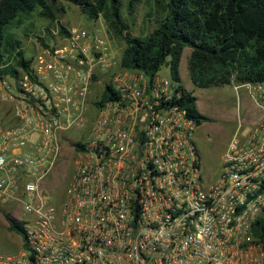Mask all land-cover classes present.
I'll return each mask as SVG.
<instances>
[{
	"label": "built area",
	"instance_id": "1",
	"mask_svg": "<svg viewBox=\"0 0 264 264\" xmlns=\"http://www.w3.org/2000/svg\"><path fill=\"white\" fill-rule=\"evenodd\" d=\"M66 31L0 79V205L23 236L0 264H264V82L233 86L258 121L206 182L176 85L122 69L98 28ZM63 146L73 173L53 204Z\"/></svg>",
	"mask_w": 264,
	"mask_h": 264
},
{
	"label": "trees",
	"instance_id": "2",
	"mask_svg": "<svg viewBox=\"0 0 264 264\" xmlns=\"http://www.w3.org/2000/svg\"><path fill=\"white\" fill-rule=\"evenodd\" d=\"M63 1L77 7L88 20L100 17L107 33L121 36L123 48L118 59L122 69L139 71L151 79L167 60L169 79L179 94L171 102L182 108L195 126L208 119L198 113L195 98L180 84L178 65L185 48L189 49L185 69L193 88L264 82V0H155L163 5V16L142 38L126 32L118 0ZM135 1L128 0V8ZM32 15L54 21L46 0H0V79L16 78L18 69L28 70L31 58L23 57L20 42L9 30ZM58 32L67 34L61 26ZM38 40L41 47H47ZM111 98L107 85L100 102ZM2 218L7 230L23 241L21 224L7 213H2Z\"/></svg>",
	"mask_w": 264,
	"mask_h": 264
},
{
	"label": "rangeland",
	"instance_id": "3",
	"mask_svg": "<svg viewBox=\"0 0 264 264\" xmlns=\"http://www.w3.org/2000/svg\"><path fill=\"white\" fill-rule=\"evenodd\" d=\"M54 21H49L37 15L30 16L19 26L10 28V33L20 42V50L24 58H32L38 51L41 39L46 44H52V39L59 34V26L66 30L73 28L96 29L103 31L109 45L118 58L123 48L121 36L114 37L106 32V26L99 17L88 20L77 7L63 0H46ZM119 1V15L121 21L127 26L126 32L130 36L145 37L151 32L155 23L163 16V5L155 4V0H136L132 8H128V0ZM123 34V33H122ZM189 49L182 51L178 74L180 84L191 92L195 98V108L204 117H210L211 123H202L196 126L193 135H200L198 153L200 158V172L204 181H211L220 172L222 155L226 145L235 132L240 134L250 130L258 121L259 111L248 97L244 88L234 89V83L221 87L195 89L187 77L185 61ZM165 63L159 68L157 75L169 79ZM12 64V60L10 61ZM100 89L94 84L92 89ZM97 91V90H96ZM84 127L82 133L86 134ZM71 135V132H65ZM73 135H77L74 133ZM73 156L70 146H63L52 170L43 180L42 190L49 197V201L57 204L62 197L64 189L73 173ZM6 205H0V256L12 255L21 249V238L7 230L2 213H7ZM8 209V208H7ZM10 212V211H9Z\"/></svg>",
	"mask_w": 264,
	"mask_h": 264
},
{
	"label": "crops",
	"instance_id": "4",
	"mask_svg": "<svg viewBox=\"0 0 264 264\" xmlns=\"http://www.w3.org/2000/svg\"><path fill=\"white\" fill-rule=\"evenodd\" d=\"M190 87H192V85H191ZM195 89H196V88H195ZM200 115H201V114H200ZM205 118H207L208 121L203 122V123H211V122H212L211 119H210V117H205ZM201 124H202V123H201ZM193 141H194V143H195V145H196V148H197V150H198V144H200V135H198V134H195V136L193 135ZM6 227H7V225H6Z\"/></svg>",
	"mask_w": 264,
	"mask_h": 264
}]
</instances>
